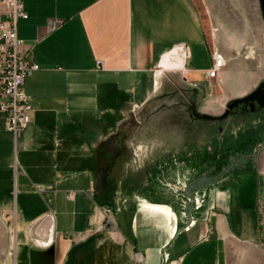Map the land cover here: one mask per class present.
Instances as JSON below:
<instances>
[{"label":"crops","instance_id":"crops-1","mask_svg":"<svg viewBox=\"0 0 264 264\" xmlns=\"http://www.w3.org/2000/svg\"><path fill=\"white\" fill-rule=\"evenodd\" d=\"M22 1L28 16L19 18L18 34L40 67L25 81L31 120L17 140L1 118L7 138L0 137V167L28 166L34 182L49 191L50 210L33 216L52 213L44 221L45 238H39L49 240L53 226L52 242L65 243L60 264H96L104 242L111 264H264V192L252 193L257 182L232 171L237 161L211 170L207 163L179 188L167 177L162 191L153 188L144 197L133 190L134 178L114 181V172L118 180L123 176L125 160L109 151L120 129L114 127L148 102L152 79L160 83L156 74L161 91L167 88L155 98L181 92L185 100L178 104L199 110L206 104L203 110L213 113L264 82L260 0H202L209 29L198 0ZM213 47L225 58L215 76L208 72ZM169 78L186 87L167 86ZM128 129H120L127 153ZM23 199L26 204L28 197ZM168 246L173 256L162 262Z\"/></svg>","mask_w":264,"mask_h":264},{"label":"rangeland","instance_id":"rangeland-1","mask_svg":"<svg viewBox=\"0 0 264 264\" xmlns=\"http://www.w3.org/2000/svg\"><path fill=\"white\" fill-rule=\"evenodd\" d=\"M198 4L208 28L209 18L204 3L198 0ZM214 48L216 47H213V50ZM159 78L156 74L155 79L160 80V83L156 84L152 79L147 88L151 94L149 95L151 98L146 100L148 102L134 106L126 114L125 119L120 121V125L114 127L121 130L129 127L127 142L131 149L129 153L124 151L125 132L117 130L113 137V151L111 149L109 151L112 152L114 159L121 157L125 163H123L124 177L121 176L118 180L114 172L113 177L116 178L114 181L127 184L129 179L134 178L137 183L133 190L148 197L153 188L156 193L165 188L163 182L167 177L173 178L179 188L180 182H186L187 185L192 176L205 171L207 163L206 168L211 170L222 162L231 164V158L234 160L235 156L240 155L239 160L242 163L236 164L232 171L239 172L237 175L242 178L249 177L251 181L254 179L257 182L258 188L255 190L252 188V193L264 192V117H262L264 100L263 104L258 103L256 106L249 100L248 104L237 103L234 108L229 106L227 109L221 104L220 113L204 111L203 108H208L206 104L202 105V110L193 109L189 107L188 102L186 105L178 104L180 100H185L179 91L177 94H165L155 98L167 88L164 87L161 91L162 79ZM169 80L171 84L167 86H172L173 89L186 87L181 79L169 78ZM161 103L167 105L159 108ZM191 111L200 117L193 115ZM147 113H152L149 118H146ZM2 117L5 116L0 111V123ZM213 125H215L213 136L218 138V143L225 145L224 149H229L225 157L224 153L216 152L210 143V127ZM1 136L7 138L6 131L0 126ZM247 143L250 145L248 146ZM143 144L157 146L159 149L153 153L149 151L150 148H141ZM257 145L258 150L255 151ZM3 154L4 161L8 163L11 158L7 153L3 152ZM99 170L103 173L102 169ZM0 173L3 177L0 181V264H60L65 258V243L61 239L56 243L52 242L49 246H43L38 242V240L45 241L39 237L45 238L48 226L44 221L52 213L33 216L40 210H50L49 191H42L41 185L34 182L32 169L28 166H20L18 169L13 162L10 165H2ZM101 177L103 179V176ZM22 188H27V192L24 193ZM177 193L183 192L178 189ZM25 196L28 197L26 204L23 199ZM112 218L113 216L108 220L109 224L112 223ZM112 226L116 228L114 222ZM104 243L96 249V264H111L110 257L108 262L105 261ZM171 247L168 246L161 251L162 262L169 261L173 256L170 253Z\"/></svg>","mask_w":264,"mask_h":264},{"label":"built area","instance_id":"built-area-1","mask_svg":"<svg viewBox=\"0 0 264 264\" xmlns=\"http://www.w3.org/2000/svg\"><path fill=\"white\" fill-rule=\"evenodd\" d=\"M22 0H0V111L5 114L6 127L17 140L31 120L32 103L26 91V78L40 67L28 57L24 49L25 40L18 34V20L27 17ZM213 65L209 75L215 76L224 65L225 58L217 47L212 51ZM143 253L136 252L138 261Z\"/></svg>","mask_w":264,"mask_h":264},{"label":"trees","instance_id":"trees-1","mask_svg":"<svg viewBox=\"0 0 264 264\" xmlns=\"http://www.w3.org/2000/svg\"><path fill=\"white\" fill-rule=\"evenodd\" d=\"M244 99H236V100H232L230 103H229V106H232L233 108H234V106H236V104L237 103H241L242 101H243ZM232 108V109H233ZM213 130H215V125H213V126H211L210 127V143L212 144V146L214 147V148H218V149H222L223 150V153H224V157H225V154H226V151L227 150H229V149H224V144H220V143H218V138L217 137H214L213 136ZM214 135H216L215 133H214ZM243 136L245 135V134H242ZM213 136V137H212ZM213 138V139H212ZM228 139V138H227ZM242 141V140H241ZM252 142H254V141H252ZM251 142V143H252ZM248 144V146L250 145V143H247ZM246 144V145H247ZM236 150L237 151H239L237 148H236ZM227 152H229V151H227ZM234 157V156H233ZM240 159V155H239V157H237V156H235L234 157V160L231 158V161H237V163L236 164H239V163H242V161L241 160H239ZM244 163V162H243ZM235 167H236V165H235ZM239 173V172H238ZM75 255V247H72L71 248V250H70V254H69V256H70V260L68 261V263H70L71 262V259L73 258V256Z\"/></svg>","mask_w":264,"mask_h":264},{"label":"flooded vegetation","instance_id":"flooded-vegetation-1","mask_svg":"<svg viewBox=\"0 0 264 264\" xmlns=\"http://www.w3.org/2000/svg\"><path fill=\"white\" fill-rule=\"evenodd\" d=\"M244 98H247V99H244L241 103L248 104V101L250 100V101H253V102H250V103L251 104L254 103L255 106L258 103L261 104L263 102V100H264V82H262L256 89L252 90L251 93L248 96L244 97ZM262 117H264V116H262Z\"/></svg>","mask_w":264,"mask_h":264},{"label":"bare ground","instance_id":"bare-ground-1","mask_svg":"<svg viewBox=\"0 0 264 264\" xmlns=\"http://www.w3.org/2000/svg\"><path fill=\"white\" fill-rule=\"evenodd\" d=\"M52 227L50 229V239L49 240L48 239H46L45 241H41V240L39 241L38 240V242L41 243V245L48 246L53 241V239H54V229Z\"/></svg>","mask_w":264,"mask_h":264},{"label":"water","instance_id":"water-1","mask_svg":"<svg viewBox=\"0 0 264 264\" xmlns=\"http://www.w3.org/2000/svg\"><path fill=\"white\" fill-rule=\"evenodd\" d=\"M260 2H261L262 10H263V13H264V0H260ZM257 150H258V145L256 146L255 151H257Z\"/></svg>","mask_w":264,"mask_h":264}]
</instances>
